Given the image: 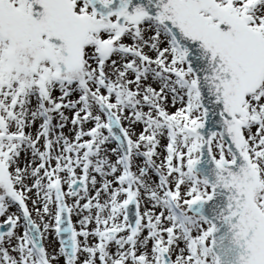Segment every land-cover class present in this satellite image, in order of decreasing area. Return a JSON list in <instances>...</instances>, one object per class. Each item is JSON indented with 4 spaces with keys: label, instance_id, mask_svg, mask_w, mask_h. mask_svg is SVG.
Instances as JSON below:
<instances>
[{
    "label": "snow or ice",
    "instance_id": "snow-or-ice-1",
    "mask_svg": "<svg viewBox=\"0 0 264 264\" xmlns=\"http://www.w3.org/2000/svg\"><path fill=\"white\" fill-rule=\"evenodd\" d=\"M0 264H264V0H0Z\"/></svg>",
    "mask_w": 264,
    "mask_h": 264
}]
</instances>
